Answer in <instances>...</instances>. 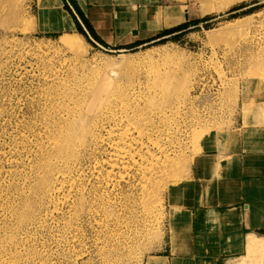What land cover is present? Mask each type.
<instances>
[{
    "label": "rangeland",
    "instance_id": "1",
    "mask_svg": "<svg viewBox=\"0 0 264 264\" xmlns=\"http://www.w3.org/2000/svg\"><path fill=\"white\" fill-rule=\"evenodd\" d=\"M209 1L177 0L185 28L120 50L62 44L39 0H0V264L162 252L196 160L264 103V0Z\"/></svg>",
    "mask_w": 264,
    "mask_h": 264
},
{
    "label": "crops",
    "instance_id": "2",
    "mask_svg": "<svg viewBox=\"0 0 264 264\" xmlns=\"http://www.w3.org/2000/svg\"><path fill=\"white\" fill-rule=\"evenodd\" d=\"M58 1L70 21L64 14L57 24L48 11L40 19L38 8L41 31L77 34L66 3L88 38L107 48L121 50L182 23L177 0H74L82 15L71 0ZM181 14L186 20L188 13ZM259 105L247 118L240 109L233 126L196 160L193 184L181 188L182 199L168 208L162 252L151 264H264V103Z\"/></svg>",
    "mask_w": 264,
    "mask_h": 264
},
{
    "label": "bare ground",
    "instance_id": "3",
    "mask_svg": "<svg viewBox=\"0 0 264 264\" xmlns=\"http://www.w3.org/2000/svg\"><path fill=\"white\" fill-rule=\"evenodd\" d=\"M203 2V5L205 6V8H210L211 9V4H210V1L209 0H200ZM232 0H221V4L223 6H225L228 2H230ZM58 4H59V1L58 0H42L41 4H40V7H39V18L41 19L43 17V14H44V11H48V13L50 14V17H52V20L55 22V23H60L63 21V19H65V16H66V19L68 20V22L70 21V18L66 15V13L64 12H61L58 8ZM65 14V16H64ZM64 16V18H63ZM31 26V22L28 23V27ZM41 29H44L43 26H41ZM74 36H77V34H74V35H70V34H67V35H64L61 37V39L63 40L62 41V44H65L67 46H72L71 42H70V38H73ZM255 91H256V88H252L251 90V94L252 96L255 94ZM251 96V97H252ZM250 104V103H249ZM183 187H185V185H182L180 188L183 189ZM176 190V188H175ZM174 190V191H175ZM177 192V190H176ZM151 259L148 260V264H151Z\"/></svg>",
    "mask_w": 264,
    "mask_h": 264
},
{
    "label": "trees",
    "instance_id": "4",
    "mask_svg": "<svg viewBox=\"0 0 264 264\" xmlns=\"http://www.w3.org/2000/svg\"><path fill=\"white\" fill-rule=\"evenodd\" d=\"M71 4H72V6H73V8H74V10H76V13L78 14V15H82V13H81V11H80V9L78 8V6H77V4H76V2L74 1V0H71ZM64 8L66 9V10H68L69 11V13L71 14V16H72V18H73V21L75 22V24H76V26H77V34L78 35H84L86 38H88V35L86 34V32L82 29V27H81V25H80V23H79V20L77 19V17L74 15V13L72 12V10L70 9V7L68 6V4H64ZM205 19H207V18H205ZM204 19V20H205ZM81 21L83 22V23H85V25H87V21L84 19V18H82L81 19ZM198 22V20H195V21H193L192 23H197ZM188 24L187 23H185V24H181V25H178V26H176V27H173V28H171V29H169V30H167L164 34H169V33H171V32H175V31H177V30H180V29H182V28H185L186 26H187ZM90 31V30H89ZM47 36H57V34H47ZM129 47H131V46H129ZM127 48V47H126Z\"/></svg>",
    "mask_w": 264,
    "mask_h": 264
},
{
    "label": "water",
    "instance_id": "5",
    "mask_svg": "<svg viewBox=\"0 0 264 264\" xmlns=\"http://www.w3.org/2000/svg\"><path fill=\"white\" fill-rule=\"evenodd\" d=\"M185 19H187V15L185 16Z\"/></svg>",
    "mask_w": 264,
    "mask_h": 264
}]
</instances>
